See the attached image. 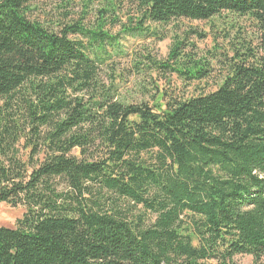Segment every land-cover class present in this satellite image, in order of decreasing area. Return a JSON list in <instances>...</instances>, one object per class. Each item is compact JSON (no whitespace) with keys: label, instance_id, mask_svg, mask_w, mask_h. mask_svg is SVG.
<instances>
[{"label":"trees","instance_id":"trees-1","mask_svg":"<svg viewBox=\"0 0 264 264\" xmlns=\"http://www.w3.org/2000/svg\"><path fill=\"white\" fill-rule=\"evenodd\" d=\"M40 1L0 0V204L24 209L0 264H264V0H129L156 42L223 13L252 28L230 59L180 37L128 67L105 21L54 31Z\"/></svg>","mask_w":264,"mask_h":264},{"label":"rangeland","instance_id":"rangeland-1","mask_svg":"<svg viewBox=\"0 0 264 264\" xmlns=\"http://www.w3.org/2000/svg\"><path fill=\"white\" fill-rule=\"evenodd\" d=\"M110 1L44 0L31 5L30 17L54 31H60L64 27L72 25L90 30L105 21L104 33H107L109 37L117 38L119 50L129 55L126 59L113 56L115 57L113 62L127 67L135 55L137 60H139V56L143 57L149 54L158 61L165 62L175 39L180 40V37L186 39L187 44L194 46L198 58L209 59L211 54L218 55L219 52H222L230 59L233 57V49L238 47L237 42H241L242 38L247 39L248 33L251 34L249 32V29L252 28L251 24L223 13L220 17H215L207 22L184 20L173 22L163 28L165 39L156 42L148 37L128 32V29L131 28L129 21L139 18L136 7L131 1L116 0V12L102 14L101 11L106 9ZM147 27L150 28V26ZM187 33L197 34H188L186 37ZM68 38L80 40V37L74 35H69ZM135 52L136 54H134ZM213 71L211 80L195 86L194 93L202 90L210 92L216 89L218 86H216V82L224 75L225 70L222 64H215ZM133 81L134 79H131L129 84L123 87L129 94L138 90L137 83ZM23 213L22 207L12 208L7 204H0V228H14ZM233 260L236 264H252V258L249 256L239 255Z\"/></svg>","mask_w":264,"mask_h":264},{"label":"bare ground","instance_id":"bare-ground-1","mask_svg":"<svg viewBox=\"0 0 264 264\" xmlns=\"http://www.w3.org/2000/svg\"><path fill=\"white\" fill-rule=\"evenodd\" d=\"M231 15V14H230Z\"/></svg>","mask_w":264,"mask_h":264}]
</instances>
